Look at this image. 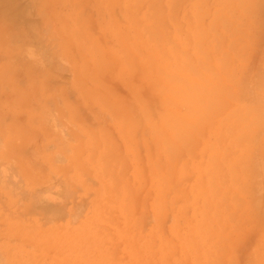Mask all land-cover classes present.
<instances>
[{"label":"rangeland","instance_id":"rangeland-1","mask_svg":"<svg viewBox=\"0 0 264 264\" xmlns=\"http://www.w3.org/2000/svg\"><path fill=\"white\" fill-rule=\"evenodd\" d=\"M3 1L0 264H264V0Z\"/></svg>","mask_w":264,"mask_h":264},{"label":"bare ground","instance_id":"bare-ground-1","mask_svg":"<svg viewBox=\"0 0 264 264\" xmlns=\"http://www.w3.org/2000/svg\"><path fill=\"white\" fill-rule=\"evenodd\" d=\"M3 2H6V0L3 1ZM10 5H11V4H10ZM10 5L7 6L8 8H6V9H9ZM12 9H13V8H12ZM16 9H17V8H16ZM10 10H11V9H10ZM10 10L8 11V13L12 11V10H11V11H10ZM14 11H15V10H14ZM14 11H13V13H14ZM16 11H17V13H18V12L20 13V11H22V10H19V9H18V10H16ZM16 11H15V13H16ZM13 13H12V14H13ZM15 13L13 14V16L15 15ZM19 13H18V14H19ZM23 13H24V12H23ZM21 14H22V13H21ZM16 15H17V14H16ZM16 15H15V16H16ZM17 16H18L17 19H19V18H20V17H19L20 15H17ZM22 16H23V15H22ZM22 16H21V17H22ZM15 18H16V17H15Z\"/></svg>","mask_w":264,"mask_h":264}]
</instances>
